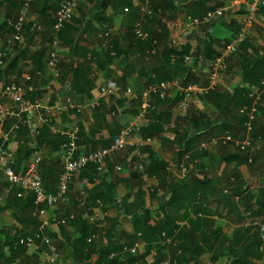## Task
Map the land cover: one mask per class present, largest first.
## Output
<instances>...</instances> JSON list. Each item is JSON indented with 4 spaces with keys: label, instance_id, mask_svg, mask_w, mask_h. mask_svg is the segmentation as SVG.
Here are the masks:
<instances>
[{
    "label": "crops",
    "instance_id": "1",
    "mask_svg": "<svg viewBox=\"0 0 264 264\" xmlns=\"http://www.w3.org/2000/svg\"><path fill=\"white\" fill-rule=\"evenodd\" d=\"M64 1L67 0H35L25 8L24 0H0V26H5L0 36V51L14 35L13 27L6 23H16L24 17L20 44L8 48L11 59L4 71V82L30 87L32 91L28 98L31 101L40 99L49 106L73 105L67 112L57 114L50 124H45L47 114L43 110L23 115L27 121L23 120L9 144L15 158V173H22L33 157L31 138L34 131L41 132L42 136V152L47 159L44 172L48 166L53 171L62 170L64 136L54 130L66 132L78 128L81 153L110 146L137 115L134 95L141 94L154 83L171 79L179 82L186 78L184 67L169 55L171 48L194 57L185 66L192 68V74L198 76L199 82L195 84L207 86L213 59L245 28V42L248 40V52L253 55L250 65L233 66L237 61L232 60L219 75L213 91L218 88L217 92L231 96L243 84L246 71L253 67L264 71V9L254 18L255 25L245 26L248 0H151L162 10L161 16L142 24L143 30L153 39L152 44L150 39L140 40L134 35L140 21V0H82L73 20L59 34L60 75L55 77L48 62L51 42L56 35L55 16ZM220 6L226 9L224 18L197 28L188 26V15L203 18ZM34 22L35 29L31 31ZM172 38L178 41L177 48L172 47ZM258 46L259 51L256 50ZM150 47L153 49L149 50ZM198 56H203V61ZM109 81H114L119 90L102 98L100 88ZM260 86L262 89L259 86L248 89L251 105L256 96L264 101V86ZM210 93L194 97L184 110L179 108L177 91H173L167 101L153 99L157 115L167 123L163 124L164 130L154 136L148 135L150 128L142 130V136L158 139L156 145L145 148L148 151L141 157L145 165L150 164L152 158L165 161V164L175 162L178 144L189 131V136L195 132L194 119L201 116L212 122L211 129L218 136L229 134L238 140L247 137L242 128L241 133L234 134L233 128L223 122L221 98H211L213 94ZM2 105L7 112L19 109L8 99H4ZM229 111L234 113L231 105ZM167 114H171L170 117ZM228 117L225 121L231 122L232 116ZM16 121V118L8 117L0 133L8 131ZM197 125L203 129L195 133L197 136L211 131H206L205 123L197 122ZM254 126L264 133L263 119L257 120ZM252 134L253 148L249 149L248 159L251 162L242 163L240 158L245 152L232 144L218 146L199 154L200 166L188 176L179 178V168L168 169L161 172L157 182L161 186L159 190L150 192L144 184L145 202L155 216L154 221L166 224L163 233L156 231L147 239L141 232L135 234L131 216L122 215L118 203L113 200L126 196H130L128 202L134 199L137 187L131 167L133 152L115 165L109 161L120 154L110 158L102 175V184L97 183L96 191L87 192V201L91 196L103 194V211L79 205L81 180L77 177L72 180L70 192L62 203L48 208L44 216H37L34 195L9 184L2 177L0 264H51L53 253L44 243L45 235L57 249L55 264H96L104 248L114 243L129 246L132 241L140 243L137 253L129 254L136 256L135 264H264V243L256 227L250 224L254 220L264 222V194H261L264 176L258 179L249 171L253 163L251 156L260 148L264 153V142L253 139ZM210 137L213 136L198 138L194 143ZM116 166H121L122 171L117 172ZM54 177L56 179L50 180L47 187L50 191H55L58 186V177ZM177 180H183L184 190L175 194V202L170 203L169 186L180 183ZM93 214H104L100 224L90 222ZM71 215L74 219L67 225H51L44 232L41 230L43 222L53 216L65 219ZM84 223L91 229L81 234ZM26 238H32L33 244H19ZM123 260L112 264H125Z\"/></svg>",
    "mask_w": 264,
    "mask_h": 264
},
{
    "label": "built area",
    "instance_id": "2",
    "mask_svg": "<svg viewBox=\"0 0 264 264\" xmlns=\"http://www.w3.org/2000/svg\"><path fill=\"white\" fill-rule=\"evenodd\" d=\"M35 0H24V7L29 8ZM82 0H67L61 3L55 16L54 30L56 35L51 42L50 55L48 65L52 71L53 76L59 77L60 75V54H61V39L60 32L70 23L74 14ZM112 1V0H109ZM224 1V0H219ZM139 14L140 21L134 29V35L137 39L148 40L150 38L149 33L143 30L142 24L147 22L154 16L162 14V10H154L151 0H140ZM264 8V0H248L246 7V18L244 20L245 26L249 27L254 18L258 15L260 10ZM226 9L223 6L216 8L213 11H209L203 18H194L191 15L187 16L188 26L191 28H197L198 26L210 23L213 20H220L224 18ZM24 22V17H20L16 23L8 21L14 29V35L7 41L9 47H13L15 43L21 42V30ZM245 28L242 30L220 51L212 63L209 71L208 85L202 86L199 84H190L188 86H181L177 81H168L161 84L149 85L141 94L134 95L133 99L140 102L137 115L135 119L128 124L120 134L113 140L110 146L96 150L90 153H81L78 145L79 130L74 128L71 131L60 132L54 130L55 133H60L64 136L65 141L61 145V157H62V173L59 175L58 186L55 192L47 191L44 187V181L41 173V165L44 158L42 150L36 145V142L32 144L33 157L28 161L25 170L22 173H15L13 169L14 154L9 149V144L12 137L21 128L23 122V115L28 113H34L35 111H45L47 114L44 120L45 124H50L52 119L58 114L67 112L73 105L62 104L49 106L44 104L43 100H28V95L32 89L30 87H22L17 84L4 82V68L7 65V60L10 59V51H0V128L6 124L8 117L16 118L17 121L11 128L3 133H0V180L5 177L9 184L20 187L26 192H30L34 195V202L37 210L35 215L44 216L48 208L54 207L62 203L70 192V186L72 180L79 177L81 171L87 166L94 165L99 175H102L106 171L107 162L110 158L117 156L128 149L133 150V157L131 167L134 172L139 174L140 180L145 184L150 192L159 190L158 181L156 177L150 176L146 171L145 164L141 160V151L146 147L156 145L158 139L154 137H144L141 135L142 130L150 125L153 121L151 118V112L156 109L154 98L164 100L169 97L173 91H177L181 97L179 108L184 110L188 107L189 102L198 96L208 95L213 91L217 85L219 75L227 69L228 59L237 53L240 46L246 40ZM171 45L174 48L178 47V41L174 38L171 39ZM200 61H203V56L197 57ZM194 57L192 55L173 56V60H182L184 65L190 63ZM264 86V79L261 82ZM119 90L118 85L114 81H109L100 88V94L102 98L114 95ZM8 99L10 102L18 106V111L7 112L2 105V101ZM242 113L247 115V120L244 123V128L247 133V137L244 140H238L226 134L224 136H214L202 140L199 142L195 149L197 153H204L211 148L218 146H228L232 144L235 148L241 150L252 149L253 143L250 137L254 131V123L259 120H264V101L260 96H256L251 107H244ZM38 135V131H34L33 136ZM258 141L264 142L263 139L258 136ZM183 149L177 148L176 152H181ZM251 162V160H249ZM200 163V158H192L191 153H184L180 163L175 162L168 165V169L173 170L179 168L180 172L178 177L183 178L188 176L194 168ZM116 171L121 172L122 167L116 166ZM99 182V178H96L94 182H89L87 179L81 181L80 194L81 197L78 200L79 205L82 208L100 209L103 211V203L101 201L96 202L95 207H90L87 201V192L90 191L95 184ZM104 213V212H102ZM105 214V213H104ZM104 214H93L89 220L91 223L100 224L103 220ZM106 215V214H105ZM70 219H74V215L69 218L58 219L53 216L51 219L43 222L41 230L44 232L49 226H65ZM256 227L262 242L264 243V222L261 220H254L250 222ZM44 243L49 246L53 253V257L50 259L51 264L56 263L57 249L53 245L50 237L45 235ZM19 244L29 246L33 244L32 238L21 239ZM140 247V243L136 242L132 246H125L122 249L123 254L135 255ZM114 254L111 255L113 257ZM169 264V263H167ZM176 264V262L174 263Z\"/></svg>",
    "mask_w": 264,
    "mask_h": 264
},
{
    "label": "trees",
    "instance_id": "3",
    "mask_svg": "<svg viewBox=\"0 0 264 264\" xmlns=\"http://www.w3.org/2000/svg\"><path fill=\"white\" fill-rule=\"evenodd\" d=\"M152 7L156 11L158 9H161L160 7H155L153 4H152ZM263 9L264 8H262L261 10H263ZM161 15H159V16H161ZM159 16H154L153 18L159 17ZM153 18H151V19H153ZM8 24L9 23H6V25H8ZM35 24H36V22H34L32 24L31 31H33L35 29V27H34ZM4 28H5L4 25L0 26V36L2 35V31L4 30ZM152 42H153V39H150V43L151 44H152ZM15 44H20V43H15ZM6 45H7V47L4 50L8 51L9 50L8 49L9 46H8L7 42H6ZM242 46H243V44L240 46V48H242ZM151 49H153V48L150 47L149 50H151ZM185 53L186 52H184L182 50H176V49L172 50V48L169 51V55L172 56V58H173V56H176V55L177 56L187 55ZM9 57H10V55H9ZM10 59H11V57H10ZM10 59L7 60L6 67L9 65ZM175 63L181 64L182 67H184L183 69L187 72V76L184 79V81L181 82V86L185 87V86H188L190 84H195V83L199 82L198 76L192 74V68H189V66H185L184 63L182 62V60H177ZM6 67L4 68V71H5ZM263 78H264V71L263 70H258L257 71L256 68L253 67L250 70L245 72L244 77H243V84L237 90H235L233 95H231V96L227 95V96H224V97L221 98V102L222 103H221V106H220V110L222 111L221 113L223 115V122L225 124H227L228 126L232 127L231 122L225 121V119L229 118L228 115L233 117L234 113L237 112V114L240 117L238 124L240 125V128L245 130L244 123L247 120V115L242 113V110H243L245 105L249 108L251 106V103H252L248 99V96H247L248 95V89H250L252 87H255V86L261 87L260 84H261V80ZM168 81H172V79L168 80ZM154 84H161V83H154ZM245 85H247V86H245ZM261 89H262V87H261ZM213 92L214 91H212L211 93H213ZM168 98H166L164 100L167 101ZM179 98L181 100V97H179ZM27 99L30 100L29 98H27ZM139 104H140V102H135L137 110H138ZM230 105H231V108L234 110L233 114H231L232 111H229ZM170 115L171 114H167L168 117H170ZM151 118H152L153 122L150 125H148L147 127H145V128H150L149 131H148L149 132L148 135L154 136L155 134H158L159 132L164 130L163 124L167 123V121L160 120V116L157 115V106H156V109L153 112H151ZM23 119L25 121H27L26 117H24ZM191 119H194V118H191ZM197 122L199 124H200V122L201 123H205V125L203 127L206 129V131H208V130L209 131L211 130V131L210 132H205V133L200 134V135L197 136L196 134L203 130L201 127H199L197 125ZM256 122L254 123V125L256 124ZM194 123L196 124V125H193V129H194L195 132H192V134L189 136V134L191 133V131H189L185 135L182 143L178 144V146H177V148L183 149V151L178 153L175 150V156H176V159H177L178 163H180V160H181V158H182L184 153H191L192 154V158L199 157V154H201V153H197V151L195 149V146L199 142H201L202 140H200L197 143H194L196 139H198V138L202 139L205 136H213L214 137V136H218L219 135L218 133H215V132L212 131L211 128L213 127V124H212V122H210V120H207L206 116H201V117H198V118L194 119ZM252 135H253V139H257L258 136H260L263 139V141H264V133L261 132V131L256 130L255 126H254V131H253ZM203 140H205V139H203ZM64 141H65V138H64L62 144L64 143ZM34 142H36V145L42 150L43 143H42L41 132L38 131V135L37 136L35 135V137L32 135L31 145L34 144ZM78 145H79V141H78ZM222 147H228V146H222ZM238 150H240L242 152H245V155L240 158L241 162L242 163H248L249 162L248 159H249V156H250L249 155V153H250L249 149L241 150L240 148H238ZM46 160L47 159H46V156L44 154V158H43L42 165H41V173H42L43 181H45L44 182V187H45V189L47 191H50V190L47 189L48 185L50 184V180H52V182H53L54 178H55L54 176H56V175L58 177L57 180H59V175L62 173V170L53 171L52 168H49V166H48L46 171L44 172V168L43 167L47 163ZM14 162H15V158H14ZM199 166L200 165H198L197 167H199ZM145 168H146V171L148 172V174L150 176L156 177L157 181L159 182V177L161 175V172H163L164 170L168 171V164H165L163 161L162 162L161 161L158 162V160H155V159L152 158V160L150 161V164L145 165ZM102 175L98 174V172L96 171V167L94 165H89L83 171H81V174H80L79 177H80L81 181L84 180V179H87L89 182H94L96 180V178H99L98 184H100V183L102 184V181H103V176ZM134 175H135L134 179L136 180L135 185L137 187V191H136V194L134 196L133 201L132 202H128L130 196H126L125 198H121L120 200H116V199H113V200L118 203V206H119L118 209L122 212V215L131 216V222H132V225H133V227L135 229V234H136V232L137 233L141 232L142 235L144 236V238L146 237V239H147L148 236H151L156 231H159L160 233L161 232L163 233V231L166 229V224H165V222H160V221L156 222V221H154L155 216L152 213V210L146 205V202H145V190H144V186L145 185L143 183H141L139 174H137L135 172ZM182 181L183 180H177V182H180V183H174V184H171L169 186V192L168 193H171L170 194V203L175 202V194H181V191L184 190ZM96 185L97 184H95V186L90 190V192L92 190H94V191L97 190V189H95L97 187ZM159 186H160V184H159ZM147 190H148V188H147ZM55 191H50V192H55ZM261 194L263 196L264 190L261 191ZM195 195H197V194H195ZM97 201H101L102 203L104 202L103 201V194H99L98 196L89 197V200H88V203L90 204L89 206L90 207H95ZM87 208H89V207H87ZM160 210H161L162 213L164 212V203L161 204ZM83 229H84L83 233L81 232V234H84L85 232L89 231L91 228L87 225V223H84V228ZM83 236H85V235H83ZM92 238H91V240H92ZM134 238H135V236H134ZM135 242L132 241L131 244L135 243ZM125 246H128V245L122 246V245H120L118 243H114L110 247L104 248L100 252V258L98 259V262L96 264H112L113 262H116L119 259H124L123 261H125L124 262L125 264H135L136 263V256L130 257L131 254L129 255V254H123L122 253V249ZM112 254H114L113 257H111ZM80 262H81V260H80Z\"/></svg>",
    "mask_w": 264,
    "mask_h": 264
},
{
    "label": "rangeland",
    "instance_id": "4",
    "mask_svg": "<svg viewBox=\"0 0 264 264\" xmlns=\"http://www.w3.org/2000/svg\"><path fill=\"white\" fill-rule=\"evenodd\" d=\"M253 24L255 25L256 24V20L253 22ZM248 49H249V46H248V40L243 44L241 50L232 58V59H229L228 62H227V66L229 67V63L232 61V60H236L237 62L233 63V66H239V65H242L243 67H245L246 65H248L251 61H252V57L253 55L251 53L248 52ZM256 50H260V47H256ZM250 65V64H249ZM179 82H183L184 79L181 78L180 80H178ZM218 89V88H217ZM217 89L216 91H214L212 94V97L211 98H216V100H219L220 98H222V95L221 92H217ZM207 97V96H206ZM239 115L236 113H234L232 119H231V124H232V128H233V131H234V134L236 133H241L242 132V129L240 128V125L238 124L239 122ZM263 126V124H262ZM240 130V131H239ZM229 132V131H228ZM238 137V136H237ZM131 150V149H130ZM148 150L147 149H144L141 151L142 154L146 153ZM256 152L254 153V156H251L252 157V160H253V163L251 164L252 167L249 168V171H250V174H252L253 176L257 177L258 179H260L262 176H264V153L262 151V149H256L255 150ZM130 152H133L132 150L129 151H125L123 153H121L117 158H112L109 163L111 165H115L116 162H121V161H124L125 158H127V156H129ZM261 159H263L261 161ZM165 162V161H164ZM167 163V162H166ZM169 164V163H168ZM159 188H161L159 186Z\"/></svg>",
    "mask_w": 264,
    "mask_h": 264
}]
</instances>
